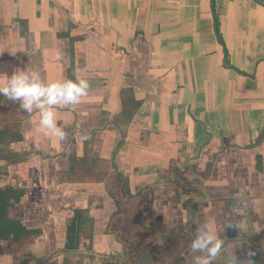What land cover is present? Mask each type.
<instances>
[{
    "label": "crops",
    "instance_id": "0c3cea01",
    "mask_svg": "<svg viewBox=\"0 0 264 264\" xmlns=\"http://www.w3.org/2000/svg\"><path fill=\"white\" fill-rule=\"evenodd\" d=\"M16 69L89 89L55 109L62 144L0 95V188H24L10 215L39 231L0 242V264L120 259L119 178L150 195L122 199L155 264H191L202 225L224 242L214 264H264V0H0V75Z\"/></svg>",
    "mask_w": 264,
    "mask_h": 264
},
{
    "label": "clouds",
    "instance_id": "9594fccd",
    "mask_svg": "<svg viewBox=\"0 0 264 264\" xmlns=\"http://www.w3.org/2000/svg\"><path fill=\"white\" fill-rule=\"evenodd\" d=\"M89 82L86 79H64L45 83L36 72L16 69L11 75H0V95L10 101L19 102L26 113L38 114V127L57 144L67 139V132L57 124L56 107L78 104L87 95ZM88 136L81 137V142ZM264 203V201H258ZM223 240L211 233L205 226H199L190 243V250L195 254L192 264H214L223 248ZM248 252L247 264H254ZM245 261V260H244ZM234 253L226 258L225 264H244Z\"/></svg>",
    "mask_w": 264,
    "mask_h": 264
},
{
    "label": "trees",
    "instance_id": "16d2710c",
    "mask_svg": "<svg viewBox=\"0 0 264 264\" xmlns=\"http://www.w3.org/2000/svg\"><path fill=\"white\" fill-rule=\"evenodd\" d=\"M213 2L215 0H212ZM216 33L220 37L218 30L217 16H215ZM25 190L19 186H10L0 188V242L4 244V241H12L14 244H19L21 241L30 240L33 236L39 233L38 230L27 229L26 226L17 218L10 215V211L18 204L21 197L24 195ZM114 200L117 204L118 212L115 214H128V222L132 223L135 227L129 232L123 235L120 230V226L115 224L114 218L108 225V232L115 233L117 239L122 243L124 247V260H119L115 256L103 257L100 264H141V250L144 245L153 239L155 233L147 228L142 227L137 221V211H126L124 209V199L122 197H139L146 202L150 201V195L147 190L142 189L135 195L129 194L127 191L126 183L123 179L119 178L117 184L111 190ZM148 206H143L141 209H147ZM142 211V210H141ZM140 225V226H139ZM118 226V227H117ZM1 244V245H3ZM32 261L30 255L26 254L19 259L18 264H29ZM70 258L64 257V264H68Z\"/></svg>",
    "mask_w": 264,
    "mask_h": 264
},
{
    "label": "rangeland",
    "instance_id": "374dc122",
    "mask_svg": "<svg viewBox=\"0 0 264 264\" xmlns=\"http://www.w3.org/2000/svg\"><path fill=\"white\" fill-rule=\"evenodd\" d=\"M124 220L125 219L123 217V220H122L123 222L120 226V230L122 231L123 235L126 233H129L135 227L132 223H129L128 221H126V220L124 221ZM147 243L149 244L150 241H148ZM147 243L144 245V247L141 250L142 259L140 257V263L142 262L141 264H155L151 258V253H156L157 248H156V246H150V248H148V247H146V245H148ZM53 258H56V256H54ZM59 258H61V257H59ZM119 260L120 261L124 260V255ZM158 263L162 264V259L159 260ZM51 264H56V261H53ZM68 264H80V263H77V261L71 260L68 262ZM122 264H125V262L122 261Z\"/></svg>",
    "mask_w": 264,
    "mask_h": 264
},
{
    "label": "water",
    "instance_id": "95a60500",
    "mask_svg": "<svg viewBox=\"0 0 264 264\" xmlns=\"http://www.w3.org/2000/svg\"><path fill=\"white\" fill-rule=\"evenodd\" d=\"M56 254H63V255H67V256L76 257L78 255H81V252L61 250V249L60 250H55L51 254L46 256L45 258L32 260L29 264H42V263H45V262L49 261Z\"/></svg>",
    "mask_w": 264,
    "mask_h": 264
}]
</instances>
